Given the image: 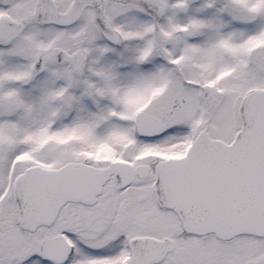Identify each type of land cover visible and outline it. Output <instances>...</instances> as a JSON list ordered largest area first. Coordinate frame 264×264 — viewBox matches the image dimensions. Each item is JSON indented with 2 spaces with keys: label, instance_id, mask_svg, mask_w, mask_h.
Returning <instances> with one entry per match:
<instances>
[{
  "label": "snow or ice",
  "instance_id": "6c2138e0",
  "mask_svg": "<svg viewBox=\"0 0 264 264\" xmlns=\"http://www.w3.org/2000/svg\"><path fill=\"white\" fill-rule=\"evenodd\" d=\"M0 264H264V0H0Z\"/></svg>",
  "mask_w": 264,
  "mask_h": 264
}]
</instances>
